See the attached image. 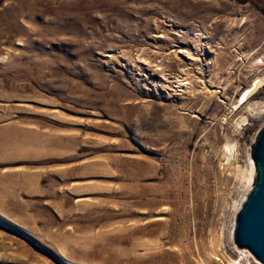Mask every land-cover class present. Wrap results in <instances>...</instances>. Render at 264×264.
Wrapping results in <instances>:
<instances>
[{"label": "rangeland", "instance_id": "rangeland-1", "mask_svg": "<svg viewBox=\"0 0 264 264\" xmlns=\"http://www.w3.org/2000/svg\"><path fill=\"white\" fill-rule=\"evenodd\" d=\"M258 76L264 0H0V264L261 263L228 221Z\"/></svg>", "mask_w": 264, "mask_h": 264}, {"label": "water", "instance_id": "water-1", "mask_svg": "<svg viewBox=\"0 0 264 264\" xmlns=\"http://www.w3.org/2000/svg\"><path fill=\"white\" fill-rule=\"evenodd\" d=\"M255 175L233 217L232 241L264 264V124L250 145Z\"/></svg>", "mask_w": 264, "mask_h": 264}, {"label": "bare ground", "instance_id": "bare-ground-1", "mask_svg": "<svg viewBox=\"0 0 264 264\" xmlns=\"http://www.w3.org/2000/svg\"><path fill=\"white\" fill-rule=\"evenodd\" d=\"M262 76H258L257 78L254 79L253 83L247 87L246 89L243 90L242 94V98L239 100H241L242 102L240 103L241 104H247L249 103V101L251 100V98L253 97V95L257 92L258 90V87L261 85L262 81H264L262 78ZM250 104V103H249ZM225 148L227 149L226 151L230 152V146L229 144L225 145ZM251 157V156H250ZM250 160V162H249ZM249 160L245 163V166H242V168H238L237 169V173H236V185H235V190H234V195L233 197L231 198L230 200V205H229V210H230V214H231V211L234 213L236 212V209L238 207V205L240 204V200H238V194L241 193L242 191H244L241 195V197L243 196L244 197V193L246 192V190L250 189L251 187V182L253 180V177L255 175V169H254V164H253V160H252V157L249 158ZM252 160V162H251ZM250 175V176H249ZM249 180V181H248ZM248 183V185H247ZM248 189V190H249ZM244 194V195H243ZM242 199V198H240ZM234 217V216H233ZM229 222H233V219L232 217L230 218V220H228ZM233 228V225L232 227ZM217 242L220 243V239L217 238ZM234 244V243H233ZM237 248V247H236ZM239 251H244L249 257L255 259V257L252 255V253L246 249V248H237ZM242 249V250H241ZM240 255L246 259L245 257V254L240 252ZM241 258L239 259H233V258H230L229 259V263L230 264H240V261L243 260ZM247 260V259H246ZM258 262V261H257ZM258 264H261L258 262Z\"/></svg>", "mask_w": 264, "mask_h": 264}]
</instances>
